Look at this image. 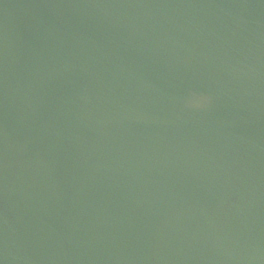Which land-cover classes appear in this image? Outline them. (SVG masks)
<instances>
[{"label": "water", "instance_id": "obj_1", "mask_svg": "<svg viewBox=\"0 0 264 264\" xmlns=\"http://www.w3.org/2000/svg\"><path fill=\"white\" fill-rule=\"evenodd\" d=\"M0 264H264V0H0Z\"/></svg>", "mask_w": 264, "mask_h": 264}]
</instances>
